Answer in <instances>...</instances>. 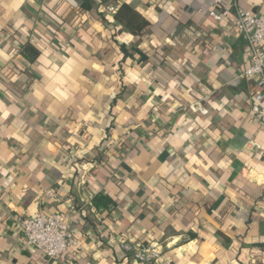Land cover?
<instances>
[{
    "label": "crops",
    "instance_id": "1",
    "mask_svg": "<svg viewBox=\"0 0 264 264\" xmlns=\"http://www.w3.org/2000/svg\"><path fill=\"white\" fill-rule=\"evenodd\" d=\"M117 2L136 4L150 31L120 32L106 10ZM211 2L0 0V264H60L16 223L39 211L67 215L81 243L64 264H264L259 88L242 76L251 56L234 0L220 22ZM238 3L264 12V0ZM98 194L118 207L98 211ZM123 243H155L159 258L123 260Z\"/></svg>",
    "mask_w": 264,
    "mask_h": 264
},
{
    "label": "built area",
    "instance_id": "2",
    "mask_svg": "<svg viewBox=\"0 0 264 264\" xmlns=\"http://www.w3.org/2000/svg\"><path fill=\"white\" fill-rule=\"evenodd\" d=\"M224 0H212L209 17L215 21L223 20L221 4ZM234 0L232 11V24L236 33L247 42L251 56V66L242 74L244 78L253 79L259 91L254 96L251 107L253 118L264 125V12H254L243 9L239 2ZM107 13L115 12L114 6L106 7ZM197 110L207 114L202 102L194 105ZM27 246L39 251L42 256L51 262L65 263L66 257L71 253H78L81 243L68 223V216L62 213H47L39 211L32 217L16 220ZM158 245L147 246L123 243L124 252L133 255L137 261L150 263L159 258Z\"/></svg>",
    "mask_w": 264,
    "mask_h": 264
},
{
    "label": "trees",
    "instance_id": "3",
    "mask_svg": "<svg viewBox=\"0 0 264 264\" xmlns=\"http://www.w3.org/2000/svg\"><path fill=\"white\" fill-rule=\"evenodd\" d=\"M98 1L100 3V8L103 9L104 0ZM114 7L116 10L112 14L113 24L121 27L120 32L129 33L133 36H139L144 33L147 34L150 31L152 23L137 10L136 4L117 2ZM82 11L85 10L82 9ZM106 15L107 14H104L103 12H99L96 18L100 19L103 23L109 26V17ZM37 21H39V23L43 26H52L58 30L62 28V26L53 20L49 15L39 16ZM22 54L28 60L30 65L35 66L37 65V59L41 55V52L34 43L26 41ZM124 149L125 146L123 147V150ZM92 206L98 211H107L110 214L118 207V203L113 195L98 194L94 196ZM131 257V254L126 253L124 254L123 260L131 259Z\"/></svg>",
    "mask_w": 264,
    "mask_h": 264
}]
</instances>
